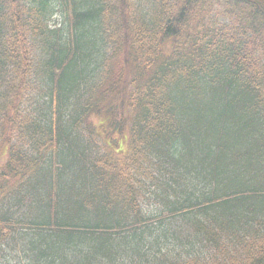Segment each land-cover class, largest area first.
Here are the masks:
<instances>
[{"label":"trees","instance_id":"obj_1","mask_svg":"<svg viewBox=\"0 0 264 264\" xmlns=\"http://www.w3.org/2000/svg\"><path fill=\"white\" fill-rule=\"evenodd\" d=\"M0 264H264V0H0Z\"/></svg>","mask_w":264,"mask_h":264},{"label":"rangeland","instance_id":"obj_2","mask_svg":"<svg viewBox=\"0 0 264 264\" xmlns=\"http://www.w3.org/2000/svg\"><path fill=\"white\" fill-rule=\"evenodd\" d=\"M55 9L53 10L52 16H50V21L53 24H63L66 20V11L65 9L60 6L56 5Z\"/></svg>","mask_w":264,"mask_h":264}]
</instances>
